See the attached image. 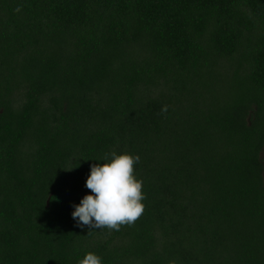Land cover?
I'll return each mask as SVG.
<instances>
[{"label":"trees","instance_id":"16d2710c","mask_svg":"<svg viewBox=\"0 0 264 264\" xmlns=\"http://www.w3.org/2000/svg\"><path fill=\"white\" fill-rule=\"evenodd\" d=\"M112 152L144 212L80 227ZM88 252L264 264V0H0V264Z\"/></svg>","mask_w":264,"mask_h":264},{"label":"clouds","instance_id":"9594fccd","mask_svg":"<svg viewBox=\"0 0 264 264\" xmlns=\"http://www.w3.org/2000/svg\"><path fill=\"white\" fill-rule=\"evenodd\" d=\"M19 10L18 7L16 11ZM161 112H167L166 105L161 108ZM102 159L107 162L91 166L86 180V188L91 194L85 195L79 205H73L75 210L72 217L80 227L119 231L123 225L132 226L144 212L142 201L146 197L142 191V181L134 174V166L140 157L112 152L105 154ZM78 264H102V261L95 253L88 252Z\"/></svg>","mask_w":264,"mask_h":264}]
</instances>
